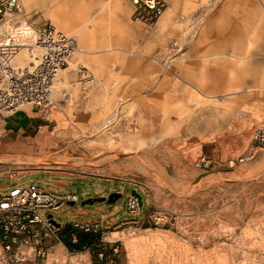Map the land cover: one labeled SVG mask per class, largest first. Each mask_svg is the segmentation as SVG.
I'll list each match as a JSON object with an SVG mask.
<instances>
[{"label": "rangeland", "instance_id": "obj_1", "mask_svg": "<svg viewBox=\"0 0 264 264\" xmlns=\"http://www.w3.org/2000/svg\"><path fill=\"white\" fill-rule=\"evenodd\" d=\"M70 1L76 21L90 18L91 53L73 55L79 70H67V83L59 86L66 96L56 91L44 108L48 126L7 132L0 113V190L35 181L76 193L73 204L48 212L61 224L98 220L116 206L101 218L103 225L112 216H129L126 199L134 189L143 218L116 229L109 223L93 248L57 249L47 264H264V148L254 150L252 140L264 119V0H166L162 12L172 8L173 18L160 30L131 19L128 0L124 12L103 8L114 13L112 26L99 15L103 9L84 7L91 0ZM35 6L41 27L55 25L45 5ZM15 16L38 30L28 12ZM129 34L134 43L124 52L106 50L120 44H97L126 41ZM141 42L148 58L158 54V73H148L146 87L138 90L129 68L138 65L133 56ZM226 50L247 57L214 54ZM219 73L242 81L217 91L203 87L204 79L214 86L210 80ZM12 172L19 177L10 179ZM56 179L67 185L56 186ZM121 190L113 203L81 204ZM103 204L109 207L96 210ZM79 206L94 211L69 214ZM136 240L143 249L131 247Z\"/></svg>", "mask_w": 264, "mask_h": 264}, {"label": "built area", "instance_id": "obj_2", "mask_svg": "<svg viewBox=\"0 0 264 264\" xmlns=\"http://www.w3.org/2000/svg\"><path fill=\"white\" fill-rule=\"evenodd\" d=\"M128 2L131 18L145 28L156 23L166 4V0ZM20 12L19 0H0V113L4 114L13 113L27 104L39 108L51 104L59 71L68 67L77 47L74 36L51 23L35 30L27 20H18L15 15ZM5 16L12 19L6 37L1 31ZM10 33L17 38H9ZM21 44L26 46L29 60L25 65H15L13 59ZM61 94L66 96L64 89ZM252 140L254 150L264 148V119L253 129ZM204 166H208V162H204ZM18 177L14 172L9 175L10 179ZM140 199L131 191L128 193L126 212L129 216L119 221L102 225L88 218H77L61 224L48 212L59 211L74 203L76 193L50 189L35 181L13 186L7 191L0 190V264H47L50 246L45 242L59 241L66 225L70 240L75 242L78 232L100 234L109 223L113 229L124 224H138L143 218ZM69 214L72 215V210ZM56 263L54 260L52 264ZM89 264L104 263L94 261Z\"/></svg>", "mask_w": 264, "mask_h": 264}, {"label": "crops", "instance_id": "obj_3", "mask_svg": "<svg viewBox=\"0 0 264 264\" xmlns=\"http://www.w3.org/2000/svg\"><path fill=\"white\" fill-rule=\"evenodd\" d=\"M20 2L22 5L20 4ZM20 2H19L20 7H21L20 13L22 15H26V12H28V14H29L28 20L31 22V24L34 27H36L38 29L41 28V20H40V18L33 17V12L35 10H38L37 6H35L37 4H43L47 7L48 14L52 17V20H53V23L55 24V26L64 32H65L64 28L70 29V27L68 28V23L66 22V19L64 18V15H63L64 9L66 8V9L72 11L74 16H76V14H77L76 3H74L73 1H70V0H64L60 3L58 0H20ZM51 5H54V6L51 7ZM88 6H94L97 9L105 8L109 12L113 11V10H116L119 12H124L125 8L128 9L127 2H125L123 0H91L89 2L84 3V7H88ZM172 11H173L172 8L166 9L164 11V13L159 17L160 21H162V22L160 23L159 20L156 21V26L159 28V30H160V28L165 27L166 25H168V23L171 22V18H173V16H172L173 12ZM99 15H101V17L106 16V18L108 20V22L106 23L107 26L114 25V23L111 22V20L114 19V13L111 16H109L108 13L103 9V12L99 13ZM125 18H127V16ZM130 18H131V16H130ZM131 19H130V21H131ZM82 20H84V25H82V27L86 32L85 33L86 37L83 38L84 40H82L80 42V44H78V41L75 38L76 42H77V49H76L75 54H76V57L79 59L82 58V55H84V54L86 55L87 53H91L89 51V48H91V46L94 43V39H93L94 29L88 27V24L90 23V18L85 17ZM82 20L80 22H83ZM158 22H159V24H158ZM11 24H12V19L8 18L5 25L9 26ZM135 25H136V23H135ZM127 38L128 39L126 41H123V40L116 41L114 38L113 39H107L105 42L98 41L97 44L100 46H110V45L115 46L116 44H120L121 47H117V48L112 47V48H109L106 50L120 49V50H122L121 52H124L123 51L124 48L129 47L131 44L134 43L133 39L135 38V36H132L129 34V36ZM146 46H147L146 42L139 43V45H138L139 53L138 54L134 53L135 55L133 56V58L138 59V62H136L138 65L135 67L129 68L131 70L130 73L133 74L134 76H136L135 80H133L132 82L135 84L136 89H138V90L143 88V87H146V84H147L146 76L148 73L149 74L158 73V54H155L154 58H152V57L148 58L146 54L142 53V51H145ZM79 49L81 50V52H79ZM232 50H233V45L231 46V51ZM231 51H227V50L225 52L216 51V52H214V54L226 53V55L231 57L232 60H237V59L244 60L247 57V55H244V54H232ZM107 54H110V53H107ZM21 55H22V57H21ZM88 59H89V62H91V60L93 62L96 61V57H89ZM28 60H29L28 54H15L14 59H13V61L16 63H20V62L25 63V62H28ZM151 68H154V70H152ZM67 70H75L72 62L68 65L67 68L60 71V73H59L60 76H58L56 88L54 89V91L51 94L52 98H55L54 94L56 93L57 90L60 89L59 86L64 84V83H67V80H68L67 79L68 78L67 77L68 76ZM215 74H217V73H215ZM219 74H222V73H219ZM222 75H223L222 77L212 78V80H210V81L214 82L215 87L212 85L206 84L205 79H204L203 87H209L213 91H217V90H220L221 88L225 89L231 83H237V82L242 81V80L241 81L236 80L233 74H232L231 78H227L230 75H227V76L225 74H222ZM217 86H223V87L216 88ZM47 114H48V110H44V108H39L37 106L27 104V105L21 107L20 109H18L17 111H15L13 113L6 114L5 118L3 120V123H4V126L6 127L7 132H16V133H20V134H23V133L30 134L36 130L39 131L41 128H44V127L49 125V122L51 119L48 118ZM54 184L60 188H64L67 185L66 182H64L60 179H56L54 181ZM1 186H4V185L0 184V187ZM106 207H109V206L106 204H103V205L97 206L96 210H102ZM115 207L116 206L111 207L110 210L106 213H101L100 216L98 217L99 218L98 220H96L95 218L90 217V216L82 217V219L88 218V219H91L93 221L101 222V218L106 217L108 215H112L114 213V211L116 210ZM75 210H80V213H85V212H89V211L93 212L94 211L91 208L88 209V208H84L82 206H79L78 209L74 208L72 210V212H74ZM112 221H117L115 216H112L105 223L112 222ZM95 234H97V233H95ZM67 236H68V234H67ZM68 238H69V236H68ZM69 240H70V238H69ZM45 244L50 246V255L54 254L56 252V250L60 249V248H64L67 252H81V251L69 250L65 246L63 239H62V231L60 234V240L59 241H54V240L47 241V242H45Z\"/></svg>", "mask_w": 264, "mask_h": 264}, {"label": "bare ground", "instance_id": "obj_4", "mask_svg": "<svg viewBox=\"0 0 264 264\" xmlns=\"http://www.w3.org/2000/svg\"><path fill=\"white\" fill-rule=\"evenodd\" d=\"M168 1V0H167ZM19 2H20V0H19ZM105 3V2H104ZM163 13V12H162ZM162 13H161V15H162ZM63 15H64V18L66 19V22L68 23V28L70 27V29H66V28H64V30H65V33L66 34H70V35H72V36H74L76 39H77V41H78V44H80V42L82 41V40H84L83 38L84 37H86L85 35V30L83 29V27H82V25H84V20H82L83 22H80V21H76V16H74L73 15V12L72 11H70V10H68V9H64V13H63ZM160 15V16H161ZM159 16V17H160ZM8 18H10V16H5V21H4V25H2L1 26V31H2V34L4 35V37H6L8 34L6 33L7 31H8V29H9V27L10 26H5V24H6V21L8 20ZM11 19V18H10ZM157 20H159L160 21V19H157ZM89 21V20H88ZM162 21H160V23H161ZM164 22V21H163ZM168 23V22H167ZM158 24H159V22H158ZM164 24V23H163ZM166 25V24H165ZM55 26V25H54ZM56 27V26H55ZM57 28V27H56ZM59 29V28H58ZM64 32V31H63ZM11 34V33H10ZM9 34V35H10ZM9 38H12L13 40H15V38H17V37H15V35H13V34H11V36H9ZM23 39V38H22ZM4 41V40H3ZM21 41V40H20ZM21 43H24V42H21ZM26 46L24 45V44H21V46H19L18 47V49H17V51H16V53L15 54H27V52H26V48H25ZM76 49H77V47H76ZM28 51V50H27ZM79 52H81V50L79 49ZM76 53V50H75V52H74V54ZM224 54H226V53H224ZM21 57H22V55H21ZM79 57V56H78ZM72 58H73V56H72ZM72 58H71V60H72ZM71 60L69 61V64L71 63ZM21 63V62H20ZM27 64V63H26ZM68 64V65H69ZM77 68H78V66H77ZM75 69V70H79V69ZM63 70V69H62ZM59 73H60V71H59ZM58 76H60V74H58ZM87 81H89V80H87ZM91 81V80H90ZM89 81V82H90ZM56 84H57V82L55 83V85H54V88H53V90H52V92L54 91V89L56 88ZM58 91V90H57ZM59 91H62V88L61 89H59ZM52 94V93H51ZM260 122V121H259ZM29 161V160H28ZM27 161V162H28ZM36 161H38V160H36ZM31 162V161H30ZM34 162V161H33ZM39 163H47V160H39ZM128 245H130V244H128ZM131 247H135V248H137V247H139V248H144V244H143V242L141 241V240H139V241H134L132 244H131ZM63 264V263H62Z\"/></svg>", "mask_w": 264, "mask_h": 264}, {"label": "trees", "instance_id": "obj_5", "mask_svg": "<svg viewBox=\"0 0 264 264\" xmlns=\"http://www.w3.org/2000/svg\"><path fill=\"white\" fill-rule=\"evenodd\" d=\"M68 230L67 225L62 228V239L69 250L84 251L93 248L98 242L99 233L95 234L91 232H78L76 241L72 242L67 236Z\"/></svg>", "mask_w": 264, "mask_h": 264}, {"label": "water", "instance_id": "obj_6", "mask_svg": "<svg viewBox=\"0 0 264 264\" xmlns=\"http://www.w3.org/2000/svg\"><path fill=\"white\" fill-rule=\"evenodd\" d=\"M131 192L134 193L135 195H137L139 197V199L141 198V195L137 191H135L134 189H132ZM120 196H121V192L112 191V192L108 193L106 196H101L98 198H87L85 200H82L81 204L82 205L92 204V203L97 202V201H101V202L107 201L108 203H113ZM140 202H141V199H140ZM70 204H73V202H71Z\"/></svg>", "mask_w": 264, "mask_h": 264}]
</instances>
